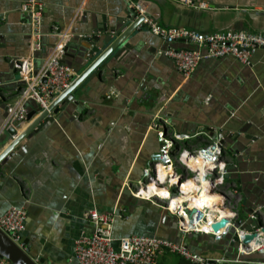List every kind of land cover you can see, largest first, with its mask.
Listing matches in <instances>:
<instances>
[{
  "label": "crops",
  "instance_id": "1",
  "mask_svg": "<svg viewBox=\"0 0 264 264\" xmlns=\"http://www.w3.org/2000/svg\"><path fill=\"white\" fill-rule=\"evenodd\" d=\"M40 1L42 46L32 57L22 0H0V136L8 137L7 129L17 120L14 114L21 106L26 113L34 106V98L6 95L4 86L15 84L17 78L16 74L13 78V59L22 56L29 64L33 62L30 74L34 76L69 36L92 30L98 16L114 19L123 14L129 1L139 2L161 25L200 31L264 30V0ZM111 35L115 36L114 32ZM135 37L127 39L131 45L121 51V58L109 57L106 64L95 68L97 72L81 80L75 96L78 102L60 104L57 113H50L53 120L12 147V155L0 170V215L11 206L25 208L24 248L45 264H78L72 258L74 242L92 229L84 215L90 208L117 210L115 235L177 236L176 221L160 200L150 201L121 190L127 181L139 176L142 164L158 150L159 140L150 123L162 108L167 121L164 131L197 133L175 144L173 154L183 147L193 150L204 144L206 133L216 129H222L224 137L229 134L222 159L232 160L236 151L242 155L243 169L247 168L241 171L240 181L234 177L236 171L226 176L227 190H235L232 209L239 204L246 219L245 211L264 197V48L251 55L250 65L232 55L211 57L183 75L163 53L166 43L162 38L147 27ZM183 44L175 42V46ZM69 58L70 63L61 62L73 65V58ZM71 66L76 77L78 73ZM32 118L24 117L17 132ZM10 142V138L5 139L0 152ZM174 169L182 172L178 164ZM233 210L240 217L237 209ZM227 246V250H216L208 242L193 245L206 256L231 253L233 248Z\"/></svg>",
  "mask_w": 264,
  "mask_h": 264
},
{
  "label": "built area",
  "instance_id": "2",
  "mask_svg": "<svg viewBox=\"0 0 264 264\" xmlns=\"http://www.w3.org/2000/svg\"><path fill=\"white\" fill-rule=\"evenodd\" d=\"M204 4V2L200 3L202 6ZM129 5L136 12V16L145 13L139 2L129 1ZM21 8L30 13L31 48H41L40 19L43 13V4L38 0H26L21 4ZM262 10L264 11V7ZM141 24H144L145 27L165 41L166 47L163 53L173 59L176 67L183 75H189L201 60L211 57L218 58L232 55L242 64L249 65L254 51L264 48V30L227 28L200 31L184 26L161 25L148 14H143ZM175 42H183L184 44L175 46ZM58 49V52H53L48 56L41 65L39 73L34 76L30 74L32 62L29 64L28 59H24L22 63L16 62L17 66H21L19 72L25 81V86L19 91L20 98L31 97L41 106H45L71 83L75 77L74 70L60 61L62 46H59ZM30 60L32 61V59ZM43 78L45 79L43 80ZM25 114L26 109L21 106L14 116L21 121ZM158 117L159 113H156L155 120L150 123V127L156 131L159 140L158 150L152 154V159L147 160L146 165L142 168L141 176L135 180L138 187L127 185L131 192L137 193V188L146 186L150 179L156 178L161 165L166 171L161 184L169 192L164 196L158 194L140 195L150 201L160 200L159 204L175 218L178 228L188 232H207L213 238L219 239L222 234L227 233L231 227H234L235 231H238V251L249 253L264 248V239L256 248L241 246V241L245 238L241 237L239 230H242V234H248L252 231L258 234L262 231L261 228L264 227V208L258 206L252 208L248 213V217L257 221L255 229L246 230L241 229L240 225H235L234 220H237L238 215L231 208L235 190H226L228 186L225 176L227 161L225 162L222 159L224 150L222 142L224 133L222 129L206 133L208 140L195 149L188 150L183 147L177 154H173L172 149L175 144L184 142V140L196 136L197 133L177 131L167 133L164 131L163 126L167 122L166 119L163 118L158 121ZM191 157L194 160L188 162ZM175 164L179 165L182 172L178 173L174 169ZM188 177L196 178L195 181L198 186L195 192L198 188H202L203 181H210L209 188L217 195L212 200V205L220 208L228 207L231 211L223 214L218 209L213 211L211 206H197L194 202L176 201L174 197H170L173 193L180 192L181 182ZM158 180L160 181V179ZM177 180H179V183H177ZM260 210L261 212H259ZM116 211H99L96 208L85 211L84 215L91 223L92 229L88 233H81L75 239L72 258L78 264H155L158 256L164 250L178 252L196 264H213L210 260L212 258L216 259L215 263L227 261L223 254L222 256H206L200 252L190 250L183 241L175 242L164 236L144 233L115 235L113 226ZM208 211L212 215L208 214ZM121 215L124 217V213ZM223 217L227 219L224 225L218 227L217 230H213L212 224ZM26 218L25 208L11 206L0 215V228L14 241H18L23 236ZM199 221L206 222L209 227L206 229L197 228L195 224ZM230 241L232 242L233 239L231 238Z\"/></svg>",
  "mask_w": 264,
  "mask_h": 264
},
{
  "label": "water",
  "instance_id": "3",
  "mask_svg": "<svg viewBox=\"0 0 264 264\" xmlns=\"http://www.w3.org/2000/svg\"><path fill=\"white\" fill-rule=\"evenodd\" d=\"M24 1L26 0H22V3ZM25 13H26L25 19L27 21L29 29L31 30L30 13L26 11ZM143 14L146 15V13H140L138 16H136V12L132 7L130 6L125 7L124 13L115 16L114 19L109 18L107 15L103 14L102 16L97 17V22L91 26L92 30L85 32L80 31L79 33H73L71 36H69V38L65 41V43L62 46L61 61L65 63H70L69 56L72 57L74 61L73 65L72 64L70 65L67 64V65L68 66L72 65L71 67H74L75 71L78 74L76 75V77L73 78L71 83L64 90H62L56 97L51 99L47 103V105L41 106L34 99L32 100V102H34L33 103L34 106L25 114V119L29 120L35 114L36 116L35 118H32L31 122L23 130L17 132V128L21 125V123L20 121L15 120L12 123L13 125L7 129V132L9 134L8 137H5V135L0 136V145L5 141V139L7 138L11 139V142L7 146H5V148L0 152V170L4 166H6L5 163L12 155V147H14L18 142H20V140L24 136H29L31 132L38 131L40 128L43 127V125H45V123L53 120V116L50 113L51 112L57 113L60 104L67 103L69 101L78 102V100L75 98L77 87L81 82V80L88 73L93 74L97 72L95 71V68L99 65H102L103 62L104 64H106L107 59L111 56H116L117 58L122 57L121 51L124 52V50L130 47L131 45L130 42L127 41V39L132 38L135 40L136 39L135 36H138V32L142 30V27H145L144 24H141ZM42 19H43V13L40 19V29L42 25ZM83 20L87 21L88 17L83 16ZM112 32H114L115 36L111 35ZM29 39H30L29 42L30 44L31 35L29 36ZM36 51L37 49L31 48L32 57L35 55ZM63 56L66 57L67 59L64 60ZM23 61L24 59L22 56L19 58H14L12 61L14 63L13 68L15 70L14 77L13 76L12 77L15 78V74H16L17 78L15 84L11 82L12 85L4 86L6 89L7 97L14 96L15 99H18L20 89L25 86V81L22 79V75L19 72L21 66L16 65V62L22 63ZM250 64H251V59H250ZM32 70L34 71L33 62H32ZM44 79L45 78H43V80ZM14 85L16 86L13 89H10L9 86H14ZM0 88L3 89L2 84H0ZM159 111L161 112H159L158 121H161L164 118L163 115L166 114V110H163L162 108V110ZM228 135L229 134H227L226 137ZM226 137L222 139L224 149H225L224 142ZM253 137L254 136H250L251 139ZM232 153H233L231 155L232 160L228 161L226 164L227 173L225 174V176H229V175L233 176L230 174L231 172L229 171H236L234 177L237 178L238 181H240L242 180V175H243L241 171H245L247 168L243 169L244 165L240 160L242 155L241 156L239 154L236 155L237 154L236 151ZM152 158L153 155H151L148 158V160ZM146 161L140 167L139 176H136L135 178H131L130 181H127L124 186H121V190H123V193L126 194L132 193L127 185H135L136 187H138V185L135 184V180L141 176L142 168L146 165ZM258 206H262V208H264V197L262 200L260 199L256 203L254 208ZM251 210L245 211L246 214H248ZM165 212L167 213L168 211L165 209ZM259 212H261V210ZM226 220L227 219L223 217L218 222H214L212 224L213 230H217L218 227L223 226ZM234 223L236 226L240 225L241 229H246V230H250V229L253 230L257 227V221L250 217L245 219L243 217L238 216L237 220H234ZM261 230H264V227H262ZM176 233L177 236L174 239L172 238L171 240L175 242L183 241L185 246L192 251H196L193 245L197 243L208 242L210 244V248H214L216 250H224V249L227 250L228 249L227 245L229 246L231 245V247L233 248L232 252L223 254L225 260H232L239 264H264V248L249 253H241L240 251H238V245H239L238 236H237L238 231L236 232L234 227H231L227 233L222 234V236L219 239L213 238L212 235H210L207 232L184 231L178 228L177 225H176ZM256 234L257 233H255L254 231L248 233L246 235V238L243 239L241 243L242 244L248 243V241L251 240V238H254ZM231 238L233 239L232 242L230 241ZM26 242L27 239L24 238L23 236H21L18 239V241H14L5 231H3L0 228V258L5 259L7 262L11 264H45L40 261L39 257L35 258L28 250L24 248ZM210 260L213 263L216 262L215 258H212Z\"/></svg>",
  "mask_w": 264,
  "mask_h": 264
},
{
  "label": "bare ground",
  "instance_id": "4",
  "mask_svg": "<svg viewBox=\"0 0 264 264\" xmlns=\"http://www.w3.org/2000/svg\"><path fill=\"white\" fill-rule=\"evenodd\" d=\"M192 160H194L193 157H191V159L188 160V162ZM162 169L163 168L160 165V168L158 169L157 177L150 179L148 183L146 184V186H143L142 188H137L136 190L137 193L141 195H145V196H148L150 194H158V195L160 194L164 196L165 194H167L169 190L164 185L161 184V181L163 180L164 175L166 174L165 169L163 170ZM158 179H160V181ZM195 179H196L195 177H188L185 180H183L180 185V188H181L180 192L173 193L172 195H170V197H174L176 201L187 200L188 202H194L197 206H211L212 210L218 209L223 214L230 212V209L228 207L220 208V207H215L214 205H212L213 204L212 200H214L217 195L212 190H210L209 188L210 181L209 182L203 181L202 188L201 189L198 188V190L195 192V189L198 186ZM163 188L166 189L167 192L163 191L162 190ZM189 193H191V195H189ZM188 196H190V199L187 198ZM208 214L212 215L210 211H208ZM195 226L200 229H206L209 227V225L206 222H202V221H199L198 223H196ZM239 233L242 238H246L247 234L245 233L242 234V230H239ZM263 237H264V230L256 234L254 238H251V240H249L248 243L246 244L241 243V246L248 247V248H256L257 246L261 244V241L264 239Z\"/></svg>",
  "mask_w": 264,
  "mask_h": 264
},
{
  "label": "trees",
  "instance_id": "5",
  "mask_svg": "<svg viewBox=\"0 0 264 264\" xmlns=\"http://www.w3.org/2000/svg\"><path fill=\"white\" fill-rule=\"evenodd\" d=\"M0 258V264H6L7 261L4 259V262H1ZM236 264H239L235 262ZM155 264H196L195 262H191L189 259L185 258L178 252L164 250L157 258Z\"/></svg>",
  "mask_w": 264,
  "mask_h": 264
},
{
  "label": "rangeland",
  "instance_id": "6",
  "mask_svg": "<svg viewBox=\"0 0 264 264\" xmlns=\"http://www.w3.org/2000/svg\"><path fill=\"white\" fill-rule=\"evenodd\" d=\"M228 188H230V187L227 186V187H226V190H227ZM229 190H230V189H229ZM229 190H227V191H229ZM234 208L237 209V211H238L240 217H242V216L245 215L244 212L241 210V207H240L239 204H238V206H236V207H234ZM234 208H233V209H234ZM221 256H222V255H221ZM216 264H236V263H235V261L227 260V261H220V262H218V263H216Z\"/></svg>",
  "mask_w": 264,
  "mask_h": 264
}]
</instances>
